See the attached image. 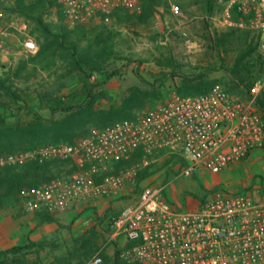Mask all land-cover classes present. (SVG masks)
Listing matches in <instances>:
<instances>
[{"label":"built area","instance_id":"built-area-1","mask_svg":"<svg viewBox=\"0 0 264 264\" xmlns=\"http://www.w3.org/2000/svg\"><path fill=\"white\" fill-rule=\"evenodd\" d=\"M18 0H0V53L8 55L12 33L3 19ZM219 25L257 36L262 71L246 95L221 87L198 95L170 94L164 104L116 122L74 143L42 146L0 155V171L70 160L76 169L20 193L28 211L53 214L90 199L116 198L136 178V166H121L138 151L145 166L178 160L184 176L198 171L219 174L264 149V0H219ZM71 27L110 25L117 14L139 13L140 0H56ZM174 13L180 7L172 4ZM23 48L36 55L37 43ZM71 171V172H70ZM169 183L146 187L136 201L111 221L108 243L127 264H264V199L249 192H216L196 210L173 204ZM106 248V244L101 250ZM99 251L87 264H101Z\"/></svg>","mask_w":264,"mask_h":264},{"label":"rangeland","instance_id":"rangeland-1","mask_svg":"<svg viewBox=\"0 0 264 264\" xmlns=\"http://www.w3.org/2000/svg\"><path fill=\"white\" fill-rule=\"evenodd\" d=\"M28 2L34 3V0ZM172 4L180 7L179 13L172 11ZM221 8L219 0L212 11L207 9L205 0H164L146 25L128 19L130 15H140L141 7L139 13L121 12L110 25L71 27L60 18L55 4L38 10L43 23L40 28L36 20L13 8L2 23L10 29L12 38L8 55L0 53V103L9 106L0 107V113L11 124L32 120L33 116L25 108L27 104L17 101L12 96L15 93L18 99L28 101L33 110L49 118V111L40 106V95H58L77 104L82 100L85 84L95 86L99 109L121 105L134 87L155 90L157 97L133 115L166 103L171 93H177L183 75L216 81L215 87L232 91L226 69L236 58L235 49L219 48L211 40L216 32L231 30L219 25ZM63 27L67 29L64 47L50 49L45 57L32 63L30 60L37 57L44 41L42 30L47 28L60 34ZM243 32L249 33L257 44L256 34ZM27 38L37 43L36 55L25 52L23 42ZM104 43L113 49V54L101 58ZM76 61L84 65L81 71L75 68ZM91 66L103 72L92 74ZM103 73L114 76L107 81ZM104 129L93 128L85 137ZM138 162L135 180L116 198L82 200L53 214L28 211L20 202L0 210V260L7 257L4 261L8 264L17 259L28 264H56L58 259L67 258L77 249V242L86 231L93 230L97 245L106 244V254L114 264L115 248L108 243L113 217L135 202L143 189L155 184L169 183V199L186 210H196L202 199L208 200L216 192H249L255 198L264 199V149L261 148L253 150L247 160L219 174L203 170L184 176L185 167L178 160H157L145 166L139 159L132 165ZM58 172L55 169L48 176ZM15 247L23 251L6 253Z\"/></svg>","mask_w":264,"mask_h":264},{"label":"trees","instance_id":"trees-1","mask_svg":"<svg viewBox=\"0 0 264 264\" xmlns=\"http://www.w3.org/2000/svg\"><path fill=\"white\" fill-rule=\"evenodd\" d=\"M29 0H18L15 11L20 12L27 18H32L37 21L39 28L42 20L40 19L38 10L44 9L47 5L56 4V0H34V3H29ZM164 0H140L142 13L140 15H130L128 19L136 20L138 24L146 25L156 15L157 7ZM218 0H205L206 7L212 11L214 4ZM57 6V4H56ZM58 8V6H57ZM59 16L64 19L60 10ZM118 13L116 16L119 17ZM44 27V26H43ZM42 30V29H41ZM44 41L41 42V47L36 58H32V63L41 60L50 49L56 47H64L66 43L67 29L62 28L60 34L52 33L49 29L42 30ZM211 40L215 46L219 48H234L236 58L226 73L231 81V92H239L246 95L250 87L254 83L256 76L262 71L260 60L257 56V44L251 39L249 33H244L240 30H230L227 32H216ZM113 54V49L107 44H102L100 55L101 58L106 55ZM75 58V55H71ZM84 65L80 61L75 62V68L79 71ZM92 74L103 72L99 67H90ZM105 80L111 79L114 75H106ZM181 85L178 86L177 93L179 95L190 96L198 95L211 91L216 81H208L203 77H195L183 75L180 76ZM230 85V84H229ZM155 90H145L140 87H134L129 94L123 99L121 105L110 106L108 109H99L97 107V95L95 86L85 84L83 97L80 103H74L71 99L66 101L58 95L43 94L38 97L42 109H47L50 113L49 118H45L39 112L33 110L28 101L18 99L19 97L12 93V96L17 101H22L27 104L25 108L28 113L33 116L32 120L26 123L11 124L8 123L5 117L0 113V155L10 154L18 151L34 150L42 146L56 144H71L78 138L85 137L93 128H108L123 120H128L134 117V112L142 109L146 104L157 95ZM76 98V95L74 96ZM0 107L9 106L5 103H0ZM261 110L264 114V100L260 102ZM57 114L63 115L61 118H56ZM142 157V152H136L128 161L119 164L116 171L121 166H130ZM70 160H54L42 165H26L21 169L5 168L0 172V210L9 206H14L20 202V193L23 189L37 186L43 182L53 179L61 175L63 169L73 170L76 167L71 166ZM53 169V170H52ZM58 169L57 174L48 176L49 172ZM70 171V172H71ZM142 192V191H141ZM166 197L169 199L167 192ZM170 200V199H169ZM171 201V200H170ZM204 203V199L201 200ZM77 249L69 253L67 258L58 259L56 264H87L99 251L103 264H111V258L106 254V248L101 250L102 246L97 245V236L93 230L86 231L78 240ZM23 251L19 247L13 248L6 253H15ZM115 256V255H114ZM7 258V257H6ZM5 258V259H6ZM0 260V264H8L4 260ZM114 264H127L119 262L113 257ZM8 261V260H7ZM12 264H28L25 261L17 259Z\"/></svg>","mask_w":264,"mask_h":264},{"label":"crops","instance_id":"crops-1","mask_svg":"<svg viewBox=\"0 0 264 264\" xmlns=\"http://www.w3.org/2000/svg\"><path fill=\"white\" fill-rule=\"evenodd\" d=\"M248 158H249V157H248ZM248 158H247V159H248ZM63 170H64V169H63ZM125 188H126V187H125ZM125 188H124V189H125ZM122 192H123V191H122ZM206 201H207V200H205V201H204V203H205ZM171 202L173 203V201H172V200H171ZM188 202H189V203H192V202L190 201V199H188ZM133 203H134V202H133ZM174 203H175V205H177V206H178V204H177V201H176V202H174ZM174 203H173V204H174ZM204 203H202V201H200V204H199V206L197 205V206H198V208H199V207H200L202 204H204ZM128 206H129V205H128ZM198 208H197V209H198Z\"/></svg>","mask_w":264,"mask_h":264}]
</instances>
